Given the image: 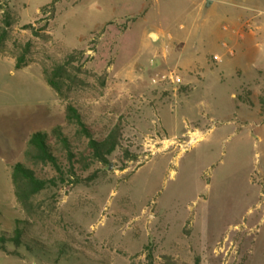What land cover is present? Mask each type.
Returning <instances> with one entry per match:
<instances>
[{"label": "rangeland", "instance_id": "1", "mask_svg": "<svg viewBox=\"0 0 264 264\" xmlns=\"http://www.w3.org/2000/svg\"><path fill=\"white\" fill-rule=\"evenodd\" d=\"M11 1L0 0V28L17 13ZM43 1L27 0V29L5 26V50L26 47L27 68L0 58V230L26 220L38 237L29 236L31 251L3 243L0 264H264V59L251 55L264 51V0H145L135 17L96 29L80 17L89 14L85 2L55 22L50 5L33 12ZM237 14L256 49L232 58L216 42ZM160 22L209 37L203 75L173 62L149 67L175 45L168 27L154 26ZM157 29L169 39L156 40ZM69 54L62 99L42 69ZM156 71H175L181 82L154 85ZM60 102L77 108L92 139L101 142L116 126L119 142L104 161L75 164L78 179L70 175L25 207L14 196L11 169L26 163V139L49 133L64 161L50 133L62 125L79 147ZM42 240L52 254L38 253Z\"/></svg>", "mask_w": 264, "mask_h": 264}, {"label": "trees", "instance_id": "2", "mask_svg": "<svg viewBox=\"0 0 264 264\" xmlns=\"http://www.w3.org/2000/svg\"><path fill=\"white\" fill-rule=\"evenodd\" d=\"M13 22L10 19L3 23L4 27L0 28V57H11L14 60V69L18 70L27 65V48L23 47L20 51L16 47H13L12 50L6 51V46L4 45V42L9 38L5 26L8 23L12 25ZM27 27V25H22L23 29H27ZM71 60L72 57L69 54L61 64L56 65L51 70H48V68L42 69L44 81L62 99L65 97L60 87L62 85L61 80L63 76H67L66 66ZM66 80L69 81V79ZM64 119L67 123L73 124L76 127L74 139L79 144V147L72 144V140L63 134L61 126L52 128L50 133L58 141L60 150L64 152V161L55 154V149L49 142V133L36 131L29 136L26 142L24 150L26 163L16 162L12 166L11 181L14 196L25 207L39 194L48 192V190H56L57 184L67 181L70 175H74L75 179H78L79 176L74 168L75 164L83 166L85 169L86 164L90 160L104 161L105 157L118 145L120 136L119 127L114 126L107 137L101 142L92 139L89 130L82 121L81 114L70 102H67L65 105ZM82 138L86 139V144L80 146ZM46 167L52 172V175L49 177H47ZM83 168H78V170L80 171ZM51 197L52 194L49 198ZM1 218L2 216H0ZM12 222L10 224L11 230H0V249H4L3 243H11L16 247L20 245L27 248V251H31L28 247L29 236L38 237L32 231V223L26 220H13ZM36 243L38 253H53V249H50L47 240L43 242L37 241ZM55 246L57 248L61 247L62 243L59 242ZM61 252L63 253V251Z\"/></svg>", "mask_w": 264, "mask_h": 264}, {"label": "crops", "instance_id": "3", "mask_svg": "<svg viewBox=\"0 0 264 264\" xmlns=\"http://www.w3.org/2000/svg\"><path fill=\"white\" fill-rule=\"evenodd\" d=\"M29 1V0H28ZM85 2L86 4H83L85 7L83 8V12H87L85 10H88L89 14H82L80 17L88 18L89 25L96 28H102L107 27L111 24V22L116 20H123L127 19L128 17H135L137 12L143 10V4L145 0H45L43 3H40L38 6H36L34 9V13H38V11L45 7V6H52L53 11L55 12L54 20H56L61 16L62 13L65 12H73L74 13V6L77 5V3ZM200 1V0H199ZM208 0H203L204 5L206 4ZM12 4L14 5L13 12H17L14 17V22L17 25H27V19L29 17L28 12V5L27 0H12ZM202 3V0H201ZM200 3V4H201ZM213 1L210 2L212 4ZM198 3L199 9L202 8L201 5ZM114 11L119 12L120 15L118 16L117 13H114ZM106 12V13H105ZM122 13L123 16H121ZM103 17L102 22H98V18ZM235 17V16H234ZM233 16L228 17V25L223 27L224 37L222 39H218L216 43L220 44L222 47H224L227 50V53L230 57H235L237 54L239 55H249L251 54V51L256 49L254 48V44H252V38L250 34H248L244 30V24L242 23V20L245 19V16L243 14H237L234 18ZM86 18V19H87ZM242 18V19H241ZM102 20V19H100ZM190 25V24H189ZM154 26L156 28H161L162 26H166L169 29V32L172 33V42L175 43L173 48L170 50V53L168 54V59L164 56H161L162 58L157 59L156 63H158L157 68H155V64L149 65L151 69H159L163 64H166L167 62L171 63H177L179 67L182 68L185 73L190 75H196L201 73L200 75H203L204 68H207L205 57L206 54L202 53L201 46L203 44L209 43V37L205 36L204 34H198L194 33V37H191L188 31L186 30V25L184 23L174 24L171 22H160V23H154ZM167 32V31H166ZM250 32V31H249ZM198 34V35H197ZM166 37L169 39L170 35H163V31H160V29H157L155 32V38L156 40L161 39L162 37ZM257 46V45H255ZM234 51V52H233ZM182 52L184 55H188L186 57H182ZM243 52V53H242ZM255 53V54H254ZM255 55L256 60H263L264 59V51L261 49H256V52H252L251 55ZM216 55V54H214ZM205 56V57H204ZM218 56V55H216ZM1 58V57H0ZM220 62L221 57L218 56ZM13 68H14V60H12ZM153 67V68H152ZM27 68L23 67L22 69ZM18 69V70H22ZM166 72H159L156 71L155 74H165ZM222 73V70H221ZM234 74H238V72H234ZM47 85V83L45 82ZM48 86V85H47ZM49 87V86H48ZM50 88V87H49ZM51 89V88H50ZM52 90V89H51ZM53 91V90H52ZM56 95V94H55ZM52 97L57 105V97L55 98L52 94ZM60 113L64 114V108L62 102H60ZM63 124V123H62ZM62 126V125H58ZM29 138V137H28ZM26 139V142L28 140ZM26 146V143H25ZM25 150V149H24Z\"/></svg>", "mask_w": 264, "mask_h": 264}, {"label": "built area", "instance_id": "4", "mask_svg": "<svg viewBox=\"0 0 264 264\" xmlns=\"http://www.w3.org/2000/svg\"><path fill=\"white\" fill-rule=\"evenodd\" d=\"M213 59L217 62L219 61L218 56H213ZM150 82L154 85L159 83L178 84L181 82V79L175 71H170L166 74H153Z\"/></svg>", "mask_w": 264, "mask_h": 264}, {"label": "water", "instance_id": "5", "mask_svg": "<svg viewBox=\"0 0 264 264\" xmlns=\"http://www.w3.org/2000/svg\"><path fill=\"white\" fill-rule=\"evenodd\" d=\"M210 1L208 0L207 2H206V4L207 3H209ZM151 36L153 37V34H151ZM111 167V164H108V169Z\"/></svg>", "mask_w": 264, "mask_h": 264}, {"label": "bare ground", "instance_id": "6", "mask_svg": "<svg viewBox=\"0 0 264 264\" xmlns=\"http://www.w3.org/2000/svg\"><path fill=\"white\" fill-rule=\"evenodd\" d=\"M196 141V138H192L191 142H195Z\"/></svg>", "mask_w": 264, "mask_h": 264}]
</instances>
